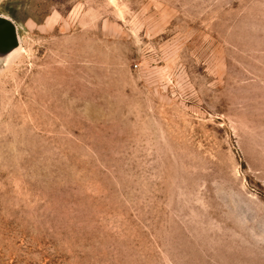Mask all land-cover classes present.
I'll use <instances>...</instances> for the list:
<instances>
[{"label": "rangeland", "instance_id": "1", "mask_svg": "<svg viewBox=\"0 0 264 264\" xmlns=\"http://www.w3.org/2000/svg\"><path fill=\"white\" fill-rule=\"evenodd\" d=\"M0 15V264H264V0Z\"/></svg>", "mask_w": 264, "mask_h": 264}, {"label": "water", "instance_id": "2", "mask_svg": "<svg viewBox=\"0 0 264 264\" xmlns=\"http://www.w3.org/2000/svg\"><path fill=\"white\" fill-rule=\"evenodd\" d=\"M18 46L14 23L0 15V54H8Z\"/></svg>", "mask_w": 264, "mask_h": 264}, {"label": "bare ground", "instance_id": "3", "mask_svg": "<svg viewBox=\"0 0 264 264\" xmlns=\"http://www.w3.org/2000/svg\"><path fill=\"white\" fill-rule=\"evenodd\" d=\"M14 50H15V49H14ZM14 50H13V51H14Z\"/></svg>", "mask_w": 264, "mask_h": 264}]
</instances>
